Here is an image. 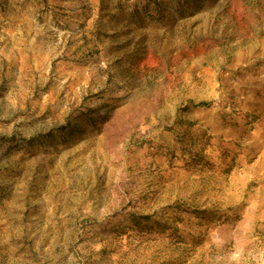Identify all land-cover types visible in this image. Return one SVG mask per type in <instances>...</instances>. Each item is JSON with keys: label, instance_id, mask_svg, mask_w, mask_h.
Wrapping results in <instances>:
<instances>
[{"label": "rangeland", "instance_id": "obj_1", "mask_svg": "<svg viewBox=\"0 0 264 264\" xmlns=\"http://www.w3.org/2000/svg\"><path fill=\"white\" fill-rule=\"evenodd\" d=\"M0 264H264V0H0Z\"/></svg>", "mask_w": 264, "mask_h": 264}, {"label": "trees", "instance_id": "obj_2", "mask_svg": "<svg viewBox=\"0 0 264 264\" xmlns=\"http://www.w3.org/2000/svg\"><path fill=\"white\" fill-rule=\"evenodd\" d=\"M203 106L207 105V104H202Z\"/></svg>", "mask_w": 264, "mask_h": 264}]
</instances>
